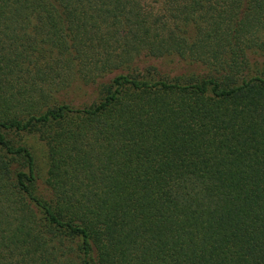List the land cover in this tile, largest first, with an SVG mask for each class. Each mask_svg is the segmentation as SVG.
<instances>
[{
    "label": "trees",
    "instance_id": "trees-1",
    "mask_svg": "<svg viewBox=\"0 0 264 264\" xmlns=\"http://www.w3.org/2000/svg\"><path fill=\"white\" fill-rule=\"evenodd\" d=\"M0 264H264V0H0Z\"/></svg>",
    "mask_w": 264,
    "mask_h": 264
},
{
    "label": "rangeland",
    "instance_id": "rangeland-1",
    "mask_svg": "<svg viewBox=\"0 0 264 264\" xmlns=\"http://www.w3.org/2000/svg\"><path fill=\"white\" fill-rule=\"evenodd\" d=\"M23 140L26 141V143H27L28 145L32 146L37 152L44 151V150H43L44 147H43L42 143H40L39 141H37V140H35V139L31 138V137L28 138V136H24V137H23ZM41 163H42V162H41ZM41 168H42V171H43V173H44V171H45V167H44L43 164H42Z\"/></svg>",
    "mask_w": 264,
    "mask_h": 264
}]
</instances>
